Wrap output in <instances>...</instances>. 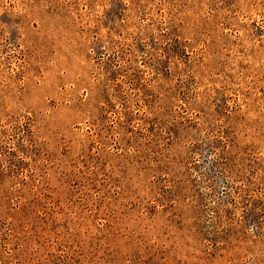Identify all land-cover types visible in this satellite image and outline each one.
Here are the masks:
<instances>
[{"label":"rangeland","instance_id":"obj_1","mask_svg":"<svg viewBox=\"0 0 264 264\" xmlns=\"http://www.w3.org/2000/svg\"><path fill=\"white\" fill-rule=\"evenodd\" d=\"M0 264H264V0H0Z\"/></svg>","mask_w":264,"mask_h":264}]
</instances>
